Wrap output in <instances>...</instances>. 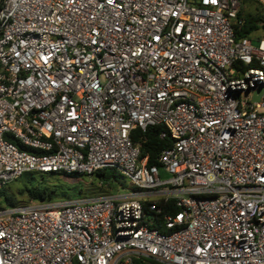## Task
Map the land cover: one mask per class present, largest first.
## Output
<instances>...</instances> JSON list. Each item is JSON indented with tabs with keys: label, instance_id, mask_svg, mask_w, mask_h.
<instances>
[{
	"label": "built area",
	"instance_id": "obj_1",
	"mask_svg": "<svg viewBox=\"0 0 264 264\" xmlns=\"http://www.w3.org/2000/svg\"><path fill=\"white\" fill-rule=\"evenodd\" d=\"M239 7L0 0V187L104 167L130 181L0 209V264H264V29L237 38ZM158 124L172 143L148 165L132 132ZM160 199L178 207L165 231L143 211Z\"/></svg>",
	"mask_w": 264,
	"mask_h": 264
},
{
	"label": "trees",
	"instance_id": "obj_2",
	"mask_svg": "<svg viewBox=\"0 0 264 264\" xmlns=\"http://www.w3.org/2000/svg\"><path fill=\"white\" fill-rule=\"evenodd\" d=\"M240 7L236 18L232 20V28L237 38L247 37L252 39V35L264 29V6L258 0H239ZM241 68L255 66V62L244 64L237 61ZM165 129L164 125L158 124L149 126L145 131L135 128L132 132V139L140 146L141 156H147V164H157V156L159 152L171 145L170 137H160V132ZM108 169H113L108 171ZM88 175L82 173H63V172H38L28 171L23 173L15 180H21V187L18 193H26L28 199L32 202H57L85 197L84 184ZM93 181L91 185H102L104 194L116 193L119 190V184H124L122 174L114 168L104 167L96 170L92 175ZM65 177H72L73 180H67ZM8 184L0 187V209L13 207L18 203L15 193L7 189ZM161 207V213H155L148 208V202H143V211L145 218L151 221L152 227H157L161 231H165L162 224V216L164 213L174 214L178 207L175 206L173 199L158 201ZM161 264L154 260L135 259L134 264Z\"/></svg>",
	"mask_w": 264,
	"mask_h": 264
},
{
	"label": "rangeland",
	"instance_id": "obj_3",
	"mask_svg": "<svg viewBox=\"0 0 264 264\" xmlns=\"http://www.w3.org/2000/svg\"><path fill=\"white\" fill-rule=\"evenodd\" d=\"M262 31L263 30H259V31L255 32L252 35V39H255L256 40V39L260 38L262 36ZM112 170L113 169H108V171H112ZM117 172H119V171L117 170ZM65 178L67 180H70V181L73 180L72 177H65ZM122 180L125 182V185L126 184L127 185H130L129 179L127 177H125L123 174H122ZM92 181H93L92 176L91 175H88L83 188H84L86 194H89V195H87L85 197H81V198H93V197H96V196H101V195H103L105 193L104 192V189L105 188H103L102 185H100V184L98 185V182L97 181L94 182L95 185H91L90 182H92ZM7 184H8L6 186L7 189L10 192L15 193V197H16V200H18V203L24 204V203H31L32 202L30 199H28V197H27V195H26L25 192L24 193H18V190L21 187V180H12V181H10ZM0 203L3 204V202H2L1 199H0ZM147 264H151V263H147Z\"/></svg>",
	"mask_w": 264,
	"mask_h": 264
},
{
	"label": "water",
	"instance_id": "obj_4",
	"mask_svg": "<svg viewBox=\"0 0 264 264\" xmlns=\"http://www.w3.org/2000/svg\"><path fill=\"white\" fill-rule=\"evenodd\" d=\"M263 92H264V87L255 90L252 96V101H258Z\"/></svg>",
	"mask_w": 264,
	"mask_h": 264
}]
</instances>
